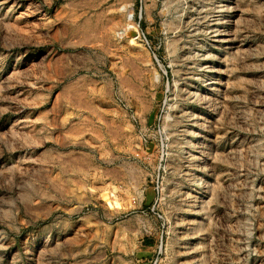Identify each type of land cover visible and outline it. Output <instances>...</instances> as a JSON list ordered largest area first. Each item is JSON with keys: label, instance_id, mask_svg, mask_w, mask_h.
I'll return each instance as SVG.
<instances>
[{"label": "rangeland", "instance_id": "rangeland-1", "mask_svg": "<svg viewBox=\"0 0 264 264\" xmlns=\"http://www.w3.org/2000/svg\"><path fill=\"white\" fill-rule=\"evenodd\" d=\"M0 264H264V0H0Z\"/></svg>", "mask_w": 264, "mask_h": 264}, {"label": "bare ground", "instance_id": "bare-ground-1", "mask_svg": "<svg viewBox=\"0 0 264 264\" xmlns=\"http://www.w3.org/2000/svg\"><path fill=\"white\" fill-rule=\"evenodd\" d=\"M110 129V128H109ZM110 132V131H109ZM113 133V132H112Z\"/></svg>", "mask_w": 264, "mask_h": 264}]
</instances>
